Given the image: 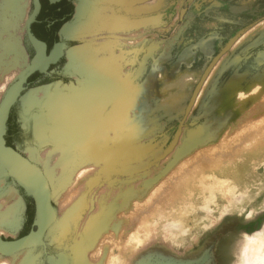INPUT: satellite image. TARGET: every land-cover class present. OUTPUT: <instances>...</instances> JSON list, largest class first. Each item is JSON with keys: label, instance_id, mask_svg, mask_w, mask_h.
Listing matches in <instances>:
<instances>
[{"label": "rangeland", "instance_id": "1", "mask_svg": "<svg viewBox=\"0 0 264 264\" xmlns=\"http://www.w3.org/2000/svg\"><path fill=\"white\" fill-rule=\"evenodd\" d=\"M5 1L0 0V4L3 5L0 7V15L4 14L11 21V25L7 28V32L2 30L3 27L0 24V41L7 38L8 35L14 34L19 39L23 53L19 55L15 50L4 53L0 47V101L6 90L26 69L34 54L29 56L28 48L30 46L28 47L25 33V22L30 12V0H24L22 14L16 17H12L13 14L9 9L4 11ZM156 1L144 0L130 4V7L138 8L141 4L148 5ZM116 3L115 0H72L68 19L59 30V41H67L69 47L63 51L61 68L55 70L57 76L55 81L48 84L32 83L27 86L15 102L16 109L11 116L9 113L5 134L6 144L28 159L31 160L30 157H32V163L41 169L44 178L46 177L56 216L43 237L44 245L38 244L32 248L15 252L14 255L0 254V264L3 263L2 260L9 261L8 264H80V262L82 264H102L103 262V264H110L111 259L118 255V252L113 251L111 243L103 239L104 237L102 238V232L94 235L96 229H94L93 236L85 241L81 240L84 227L82 218L87 211V204L91 202L93 205L96 201L98 202L100 199L98 195L101 194L100 191L104 186L113 185V187L121 188L123 186L120 183L126 182L128 179H135L137 173L133 171L139 169L134 168L129 172L116 170L109 179V174L107 175L104 169L107 168L105 167L107 165L103 168L100 162L97 164L93 162V153L95 154L99 150L82 141L84 136L86 139V135H89L94 127L104 120L105 114L109 109L112 110V104L117 103L114 105L115 108L121 107H119V111L122 121L135 131L131 139L145 137L130 145L129 147H132L129 148V151L145 150L144 158H152L156 155L158 157H156L155 166L160 163L163 164V168L171 167L169 164L176 159L177 153L182 154L181 157L184 155L178 150L182 149L188 140L191 141H188L191 144L195 143L193 145L203 146L213 139H217L220 133L231 128L232 124L230 137L235 136L238 129L241 131L244 127L256 122L263 128L260 140L264 139V108H261L264 107V0H160L156 6L142 11L122 10L124 6ZM96 13L98 17H95ZM118 19H124L127 24H131L132 29L135 30L134 34L127 40L125 46L118 42L114 47L115 52L111 56L102 55V47L109 38L113 39V34H111L113 32L111 25L115 26L113 20L118 21ZM130 20L131 23H129ZM142 20L145 25H142L143 23L135 25L136 22ZM102 21L105 23L103 27H101ZM66 26H69L70 33L64 36L63 30ZM140 28H144L143 34L139 33ZM75 47L80 50L81 47L83 49L88 47L85 50L89 51L95 49L98 55L97 61L85 65L87 62L85 63L86 60L82 59V67H86L87 70L88 65L94 66L93 64H97L101 59L107 61L114 59L112 63L115 65L112 64V66H116L117 69L116 74L111 75L116 81V92L112 96L113 98L111 97L112 100L107 109L102 111L99 122L90 125L88 131L85 127L90 124L91 120L86 123L80 122V133L83 132V135H80L81 143H78L73 154H61L53 151L55 143L49 141V133L46 135V139L48 138L46 142L37 145L31 121L36 114L38 117H44L45 111L43 113L39 111L43 105L46 104L48 109H55L56 106H60L58 100L70 93L68 88L79 87V80H83L85 73L80 72L79 75L72 71L75 67L73 64L76 65V57L74 53L70 52H74ZM84 57L87 58V55L85 54ZM61 77L67 80L64 84L59 79ZM117 77L119 81L122 80V83H117L119 82ZM84 79V82L81 80L80 86L82 82L86 84L85 86L88 85L87 75ZM234 84L235 86L232 87ZM41 88L45 89L44 94L39 95L32 106H26L25 102L29 94ZM153 91H161L165 94L158 96ZM54 94L58 96L57 99ZM121 94L124 99L122 103L120 101L122 97L118 102ZM146 98H148L147 102ZM54 100L57 101L54 102ZM72 100L75 101L76 98L73 97ZM142 101L147 106L158 102V108L154 109L148 118L138 115L135 117L136 112L139 113L140 110L147 109V107H142ZM261 103L263 105H260ZM89 105L91 104L89 103ZM259 105L261 109L258 108ZM256 109L258 114H256ZM135 110L137 111L135 112ZM246 111L249 112L247 116H245ZM83 114L84 111L80 113V118ZM90 115L93 116L92 119L96 117L95 113ZM243 116L245 119L241 118ZM256 116H260V119L257 117V120ZM242 120H245V123ZM107 121L108 118H106ZM14 123L19 125V131H15ZM45 123L48 125V132L51 133L52 127L46 121ZM125 138L126 136L122 135L119 141H123ZM98 144L100 145V143ZM243 144V146H247V143ZM153 146L156 148H151ZM149 147L151 149L147 151ZM51 152L52 155L48 158L47 155ZM80 157L85 159L86 164H83L85 162L80 160ZM42 160L47 161L48 164ZM72 162L74 166H78L77 170L80 169V172H86L88 169L85 170V168L92 163L91 165L94 166L90 165L88 168L97 167L92 169L96 172L93 171V174H89L88 171L84 173L83 179L78 178L74 174L76 169L74 170L72 167L69 171ZM101 162L104 163V161ZM116 163L113 162V165ZM51 165L56 166L50 170ZM83 165L88 166L83 169L81 167ZM147 170L149 169L143 171ZM5 172L0 169V199L3 200H0V210L10 209L14 205L13 199L1 198L5 194L4 192L10 189H14L22 207L18 215L11 214L2 222L0 221V238L15 239L26 234L31 228L34 203L31 197L24 194L11 176L5 175ZM250 172L251 175L252 173L261 174V180L258 179L255 183L248 184L244 189L233 188L234 190H232L231 186H228L230 188L228 190L234 192L228 193L230 201L227 199L220 207L216 208L214 204V198H212L215 196L214 193L211 197H203L204 200L202 199L200 202L195 203L187 200L181 203L179 208L163 207L155 214L154 212L146 214L141 225L140 223L136 224L134 229L131 228L132 231L128 229V233L123 237L124 240L121 241L123 242L122 246L129 247L127 252L130 257L132 256L131 261L127 260L128 264H140V262L141 264H264V155L259 164L250 165ZM102 173L106 175H104L105 178ZM74 176L76 181H73L75 180ZM116 176L119 178H115ZM218 180V183L221 184H214L212 191L220 192L223 189L225 185L222 183L223 179ZM83 185L84 188H82ZM4 203L5 206H2ZM83 203L84 205H82ZM60 209H62V213H60ZM94 209L91 212L94 213ZM180 210L184 213L179 214ZM171 212H177V217L170 218L167 213ZM172 221L173 223H167ZM176 222H179L177 226ZM103 234L106 232L103 231ZM251 238L261 242V247L258 249V253L254 255L250 253L249 256L248 249L252 242H250ZM135 244L136 246H134ZM108 249L109 251L112 249V251L108 253ZM94 252L96 254L101 252V257L105 255L107 259L103 257L105 260L100 261L97 259L98 255H96L97 258L94 257ZM77 256L83 257L81 261ZM119 258L124 261L121 255Z\"/></svg>", "mask_w": 264, "mask_h": 264}, {"label": "bare ground", "instance_id": "2", "mask_svg": "<svg viewBox=\"0 0 264 264\" xmlns=\"http://www.w3.org/2000/svg\"><path fill=\"white\" fill-rule=\"evenodd\" d=\"M133 1L134 0H115V2L124 6L122 8V10L127 9V10H131V11L148 10V9L156 6L160 0L159 1L155 0L156 2H151L152 4H148V5L141 4V5H139L138 8L136 6L130 7V3H132ZM5 2H6L5 4L3 2L4 7H5V8L3 7L4 11H7L9 9L10 13L13 14L12 17H16L17 15L22 14L23 6H24V0H6ZM1 6H3V5L0 4V7ZM110 7H112V6H110ZM109 10H111V9H109ZM104 11H107V10H104ZM99 14H101V13H99ZM92 15H93V13H92ZM0 16H1L0 24H1V27H3L2 30L8 32L7 28L11 25V21L9 19H7L6 16H4V14H1ZM95 17H98L97 13L95 14ZM114 17L117 18L116 16H114ZM112 19H114V18H112ZM113 21H115V26L111 25V28L113 31L111 34H113L112 35L113 39L109 38L110 40L108 39V42H106V44L102 47L103 48L102 55H110L111 56V54H113L115 52L114 47H116L118 42L122 43V45L125 46V43H127V40L131 37L132 34H134L133 32L135 31L134 29H132V25L127 24V22L124 19H122V20L118 19V21H116V20H113ZM129 23H131V20ZM140 23L142 24L143 20L141 22H136L135 25L140 24ZM104 24L105 23L102 21L101 27H103ZM142 25H145V23H143ZM133 27H136V26H133ZM143 29L144 28H140V30H139L140 34H143ZM69 33H70V28H69V26H66V28L63 30V35L66 36ZM139 33H137V34H139ZM84 45H86V44H84ZM0 47H1V49L4 50V53L5 52L7 53L8 51L13 52V50H15V52L19 55L23 53V48H22L21 44L19 43V39L14 34H11L10 36L8 35V37L5 39L3 38L0 41ZM88 47H86V48H88ZM75 48L76 49L74 50V52H70V53L75 54L76 58L75 57L74 58H75L76 65L73 64L75 67L73 68V70L71 67H70V69L73 71V73H78L79 75H80V72L82 74L85 73V75H87V77H88V81H86V82H88V85L85 86L86 84L83 83L85 80L84 79L85 75H84L83 80L81 79L83 82H82V85L80 87L77 88V86H75V88H74L73 86H71V87L69 86L70 88H68V92L70 91V93H67V95H65L63 98H61L62 100L61 99L58 100V103L60 106L55 107V109L52 108L53 109V114H52L53 127L51 126L52 127L51 133L48 132L49 131L48 125L44 121L45 116L43 117L44 118L43 119L41 117L36 116L37 115L36 114L32 118L33 121H31V123L33 122V126H32L33 132H34L33 136L35 138L37 145L44 144L46 142V140L48 139V138L46 139V135L49 133V135H52V136H55L58 138V140L55 141V146H54L55 149L53 151L57 152V153H61V154H63V153H68V154L72 153L73 154V152L77 149L78 143H81L80 142L81 141L80 135L81 134L83 135V132L80 133V122L86 123L89 120H91L90 124L87 125L88 127L87 126L85 127V129L87 128V131H88L90 125H93L96 122H99V119L101 118L102 114L100 115V117L97 120L95 119L96 117L92 119L93 116H91L90 114L95 113L97 116L98 112L100 110H102V108L107 104V102H111V100H112L111 97L113 95H115V92H116V84H115L116 81H114V78L111 75V74H114L116 72V69H117L116 66L115 67L112 66V64H114V63H112V62H114V59L113 60L111 59L110 61H107L106 59H103V60L101 59L100 61H98L97 64H93L94 66L88 65V70H87L86 67H82V64H83L82 59L86 60L85 63L86 62L87 63L85 65L89 64L90 62L93 63V61L94 62L97 61L98 55H97L95 49L93 51H89V50H85L86 49L85 47H84V49H83V47H81V50H80V48H77V47H75ZM59 49H60V47H55L52 50V52L50 53L51 56L53 55L55 57V54L58 53ZM85 54L87 55V58L84 57ZM72 57H73V54H72ZM107 59H109V58H107ZM79 66H80V68H79ZM117 79L119 81L118 77H117ZM81 80H79V83L81 82ZM182 80H183V78H182ZM121 81H119L117 83H120ZM178 82L180 83V81H178ZM120 86H122V85H120ZM234 86H235V84L232 87H234ZM120 88H119V90H120ZM43 92H45V89L41 88L40 90L37 89V90L33 91L32 94H29L28 99L25 102L26 106H28V107L32 106L36 102L37 97L41 94H44ZM153 92L157 93L158 96L165 94V93L163 94L161 91H153ZM64 94H65V92H64ZM254 94H256V93H254ZM122 96H123L122 94L119 96L118 102ZM55 97L57 99L58 96L55 95ZM73 97L76 98L75 101L72 100ZM140 97H141V95H140ZM77 98H79L78 101H77ZM147 99L148 98H146V102H147ZM49 100L51 101V99H49ZM123 100L124 99L122 97V100H120L121 103L123 102ZM56 101L54 100V102H56ZM91 101H92V103H91ZM45 102H47V101H45ZM89 103L91 105H89ZM141 103H142V107H147V109L140 110L139 113L136 112L137 110H135V112H136L135 117H137V115H138L139 117L143 116V118L144 117L148 118L149 115L151 114V112H153L154 109L158 108L157 107L158 102L152 103L148 106L145 105V103L143 101ZM163 103H165V102H163ZM116 104L117 103L111 105L112 110L109 109V111L107 112L108 115H107V113L105 114L107 117L105 116L104 120H101V122H99L94 127V129L92 128L93 130L91 129L92 131H91V133L89 132L90 133L89 135H86V139H85V136L82 138L83 143H87V144L91 145L93 148H95L96 150H99L100 154L98 151H96L95 154L92 152L93 153V162H95L96 164L100 162L102 167L107 165V166H105L107 168H104V167L103 168L105 169V172L107 173V175L109 174V179L115 174L116 170L129 172L134 168H136V169L139 168L138 170L133 171V172L137 173L135 179H133V180L128 179L126 182L120 183V184H122L123 187L116 188V187H113V185L109 186V187L104 186V188L100 191L101 194L98 195V196H100V199L98 200V202L96 201V197H95L96 203H93V205L91 204V202L89 204H87V209H86L87 211L85 213V216L82 218V220L84 221V223H83L84 227H83V231H82V237L83 238L81 240L85 241L89 237L93 236V233L95 232L94 229H96V232L94 233V235L97 234L98 232L99 233L102 232V238L104 237L103 239H105L106 241L111 243V247H112L113 251H115L116 253L118 252L119 256L116 254L117 256L112 258L113 260L111 259L110 264H122V263L128 264L127 260L128 259L130 260L132 258V256L130 257L129 253L127 252V249L129 247H127L125 245L122 246L123 242H121V241L124 240L123 237L126 236V234L128 233V229L132 231V229H134L133 227H136L135 226L136 224L140 223V225H141V222H143V218H144V216H146V214L148 215V214L153 213V212L155 214L156 212L161 211L160 208H163V207H165V208L166 207L179 208L181 206V203H183L187 200L190 202H195V203L200 202L202 199L204 200L203 197H211V196H213L214 193H215L214 194L215 196H213L212 198H214V204L217 208V207L222 206L223 202H226L227 199L229 200L230 197H228V195H229L228 193L234 192V191L228 190V189H230L228 186H231L232 190H234L233 188L244 189L248 186V184L255 183V181H257L258 179L261 180V176H260L261 174L260 175L259 174H253V173H252V175L250 174L251 173L250 172V165L259 164L260 160L262 159V157L264 155V139H262L263 137L261 138L262 140H260L261 134L263 133L262 132L263 128L261 127L260 124H256V122H253V124H250L248 127H244V128L241 127L243 129L241 131H240V129H238L239 131H237L235 136H231V137L229 135H230V131L232 130L231 128H232L233 124H232V126L230 124L231 128L223 130L219 136L217 135L218 138L215 137L217 139H213V141H211V142H209L203 146L193 145L195 143L191 144V143H189L191 141L188 140L189 142L188 141H187V143L185 142V145H183L184 147L182 149L178 150V151H180V153L183 152L184 155L181 157L182 154L179 155L177 153L176 159H174V161L171 164H169L171 167L170 168H163L162 167L163 164L161 165L160 163H158L159 164L158 166H155V164H156L155 162L157 161L156 157H158V156L155 155V157H152V158L146 157L147 158L146 159L143 157V156H146L145 150H136L135 152L129 151V148L132 147V146L129 147L130 145H132L136 142H139L140 140L144 139L145 137L141 136V137H137L136 139L135 138L131 139L133 137L132 135H133V133H135V131H133L131 129L132 127L130 128V126H127L126 122L122 121V117H121L120 111H119L121 107L117 106V108H115L116 106H114V105H116ZM108 105H109V103L104 107V109L102 111L107 109ZM260 105H263V104L261 103ZM260 105L258 106L259 109L264 108V107H261ZM248 109H250V108H248ZM83 111H84V114L80 118V113ZM248 111L250 112V110H248ZM259 111H261V110H259ZM246 113H247V111H246ZM248 113L246 115L245 114L244 115L247 116ZM258 113L259 112L257 110L256 114H258ZM133 116H134V114H133ZM245 116H243L241 118L245 119ZM260 116H256V118L258 117L260 119ZM262 116H263V114H262ZM84 117H87V118L85 119ZM106 118H108L107 122H106ZM132 118H134V117H132ZM256 118H254V119H256ZM258 118H257V120H258ZM235 123H236V121H235ZM247 123H250V122H247ZM237 124H238V121H237ZM239 124L241 125V122ZM234 127H236V126H234ZM95 130H96V132H94ZM136 132L138 133V131H136ZM85 133H86V131H85ZM122 135L126 136V138L123 141H119L120 137ZM154 135H155V133H154ZM68 138H70V139H68ZM59 140H61V141L62 140H68V141H70V143H68V145H65L62 142H60ZM179 140H180V138H179ZM98 143H100V145ZM243 143H245V144L247 143V146L246 145L243 146L244 145ZM151 148H156V147L153 146ZM151 148L149 147L147 151H149ZM48 152H50V151H48ZM44 154H46V153H44ZM51 155H52V152L48 153L47 157L49 158ZM30 158L32 160V157H30ZM41 158H43V157H41ZM44 160H42V161L44 162ZM80 160L85 162L83 164H86L85 159H82L80 157ZM159 160H161V159H159ZM166 160H168V159L166 158ZM171 160H172V158H171ZM101 161H104V163H102ZM45 162L47 163V161H45ZM89 162H92V161L89 160ZM113 162H117L116 165L115 164L113 165ZM165 162H167V161H165ZM162 163H163V161H162ZM47 164H46V167H47ZM66 164H68V163H66ZM91 164L92 163H90V165ZM117 164H119V165H117ZM54 166H56V165H54ZM54 166L51 165L50 170L52 169V167L55 168ZM87 166L83 165L81 167L83 168V167H87ZM91 166L93 167L94 165H91ZM48 167H49V165H48ZM72 167L74 168V170L76 169L74 174L77 175L78 178L84 177L85 176L84 173H86L88 171H89V174L90 173L93 174V171L96 172V170L92 171V169L97 168V167H94V168H92V167L88 168L87 167V168H85V170L88 169L86 172L85 171L80 172V169H79V171L77 170L78 166H74L73 162L70 165L69 171H71ZM102 167H100V168H102ZM43 168H44V166H43ZM57 168H60V167H57ZM106 169H107V171H106ZM145 169H149V170L143 171ZM98 170H99V168H98ZM253 171H254V169H253ZM102 174H103V176L105 175L104 173H102ZM131 174H132V172H131ZM124 175L126 176V174H124ZM128 175L130 176V173ZM100 176H102V175H100ZM105 176H104V178H105ZM118 176H116L115 178H117ZM74 178H75V176H74ZM220 178L223 179L222 183L225 184L224 185L225 188L223 187V189H221V190H225V191H221V190H220V192L212 191L214 184L215 185H216V183L221 184V183H218L219 182L218 179H220ZM109 179H107V180H109ZM73 181H76V178ZM258 182H260V181H258ZM108 185H109V183H108ZM82 188H84V185ZM122 189H124V190H122ZM4 193L5 194H3V197H1V198H4L5 200L13 199L12 201H14L13 202L14 205L12 207H10V209L0 210V221L1 222H2V220L7 218L8 216H10L11 214L12 215L13 214L18 215V213L21 211V207H22L21 201L17 198L18 195L16 196L14 189L7 190V192H4ZM239 194H240V192H239ZM66 196H65V199H67ZM69 197H70V195L68 196V199H69ZM89 200H90V198H89ZM1 201H3V200H1ZM1 203H3V202H1ZM6 204H8L7 201H6ZM82 205H84V203ZM2 206H5V203ZM3 208H1V209H3ZM93 208H95L94 213L91 212V211H93L92 210ZM171 209H173V208H171ZM165 211H167V210H165ZM210 211H212V210L210 209ZM60 213H62V209H60ZM181 213L183 214L184 212H182V210H180L179 214H181ZM161 214H162V212H161ZM225 214H226V212H225ZM167 215L170 216V218H175V217H177L176 216L177 212L167 213ZM87 216H89V217H87ZM178 217H179V215H178ZM209 217H210V215H209ZM212 218H214V217H212ZM67 219H68V217H67ZM145 219L147 220V218H145ZM213 221L215 222V219ZM154 222H155V220H154ZM167 223H173V221L167 222ZM178 223L176 222L175 225L177 226ZM153 224H155V223H153ZM148 228H149V226H148ZM105 230H107V231H105ZM103 231L106 232V234H103ZM168 233H169V231H168ZM151 234H149V235H151ZM191 239H193V238H191ZM251 239H250V242L251 241L252 242L250 243L249 249H248L249 256H250V253L252 255L258 253V249L261 247V242L259 243V241L256 240L255 238H253L254 240L253 239L251 240ZM167 240H169V239H167ZM167 240H166V242H167ZM194 241H195V239H194ZM166 245H167V243H166ZM166 245H165V247H166ZM108 246L110 247V244ZM134 246H136V244ZM99 247H100V245H99ZM99 247H98V249H99ZM112 249L110 251H112ZM110 251L108 249V253ZM101 254H102L101 252L100 253L98 252L97 254L95 253L93 255H94V257L96 255H98V258H97V256H96V258L100 259V261H103L102 259H104V258L107 259L105 257V255L101 257ZM111 254H112V252H111ZM120 255L122 256V258H124V261H123V259L120 260V258H119ZM83 257H84V255H83ZM83 257H78V258H80V261H81V259ZM112 257H113V255H112ZM143 259H144V256H143ZM83 260L85 262V259H83ZM144 261H146V260H144ZM0 262H1V260H0ZM2 262H3L2 264H6V263L8 264L9 261L2 260ZM143 263H145V262H143ZM80 264H82V263L80 262ZM135 264H139V263H135ZM140 264H141V262H140Z\"/></svg>", "mask_w": 264, "mask_h": 264}, {"label": "water", "instance_id": "3", "mask_svg": "<svg viewBox=\"0 0 264 264\" xmlns=\"http://www.w3.org/2000/svg\"><path fill=\"white\" fill-rule=\"evenodd\" d=\"M142 1L144 0H134L130 4ZM33 5V10L28 14L25 22V33L28 47L31 46L33 48L34 54L26 69L6 90L0 101V169L5 170V175L11 176L23 190L24 194L32 198L34 203L33 228L26 234L15 239L0 238V254L2 255H11L15 252L32 248L38 244L44 245L43 237L56 216L50 198L49 187L41 169L19 151L7 145L5 140L10 109L26 89L28 78L35 72L46 73L49 63L56 60L59 54H61L63 48L68 47L67 41H59L54 46V48L60 47L58 53L55 54V57L53 55L51 56L50 53L52 51L49 54L46 53L44 43L32 33L30 28L31 23L35 20L39 10L38 0H33ZM108 103L110 102H107V104ZM48 108L49 107L45 104L39 109V111L42 113L45 111V121L53 127V109ZM102 110L98 112V115L95 118L96 120L102 114ZM57 140V137L50 135L49 141L51 143L54 144ZM59 141L65 145L70 143L68 140Z\"/></svg>", "mask_w": 264, "mask_h": 264}, {"label": "flooded vegetation", "instance_id": "4", "mask_svg": "<svg viewBox=\"0 0 264 264\" xmlns=\"http://www.w3.org/2000/svg\"><path fill=\"white\" fill-rule=\"evenodd\" d=\"M39 10L35 17V20L31 23L30 28L32 33L44 43L46 53L49 54L54 48L55 44L59 42V30L60 27L67 21L68 15L71 11L72 0H38ZM33 0H30V12L33 10ZM29 12V13H30ZM69 47V43H68ZM67 48L61 50V54L56 58L55 61L49 63L46 73L35 72L28 78V85L32 83L48 84L55 81L56 73L55 70L61 68L62 65V54ZM29 56L34 53L33 48H28ZM59 77V76H58ZM65 83L64 78H59ZM79 87H80V83ZM77 84V85H78ZM16 109V103L10 109V116ZM9 116V117H10ZM15 131H19V125L14 123ZM29 218V217H28ZM33 222V219H32ZM33 228V224L29 231Z\"/></svg>", "mask_w": 264, "mask_h": 264}]
</instances>
